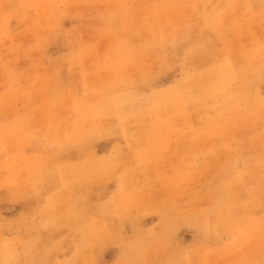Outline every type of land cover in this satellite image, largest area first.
<instances>
[{"label": "rangeland", "instance_id": "rangeland-1", "mask_svg": "<svg viewBox=\"0 0 264 264\" xmlns=\"http://www.w3.org/2000/svg\"><path fill=\"white\" fill-rule=\"evenodd\" d=\"M175 2L96 0L61 15L55 27L38 8L39 0H12L5 7L6 16L0 19V132L5 138L0 146H6V150L0 159L19 154L39 164L51 155L53 133L70 130L76 121V100L83 97L88 103L94 102L81 67L67 60L73 47L94 46L93 55L85 61L92 72L98 61L112 54L119 37L134 56L125 71L138 82L142 71L150 73L147 85L141 83L138 89L143 92L173 84L178 78V60L205 41L210 42L190 58L194 68L208 67L218 55L230 54L233 65L248 72L249 83L239 88L241 104L222 127L213 125L208 110L198 103L185 110L174 105L162 110L172 132L160 138L154 155L145 164H138L139 145L130 144L114 116L100 120L90 138L69 141L58 149V159L64 163L86 159L102 163L115 156L119 166L76 186L74 200L83 199L76 204L71 222L54 218L47 227L38 229L42 247L51 250L52 259L72 257L78 248H84L81 229L93 215L106 222V228L92 236L85 253L76 257L83 261L86 255L92 264H117L127 240L153 227L160 231L162 226L178 246L181 258L191 264H246L264 259V247L258 238H252L249 229L254 218L264 217V112L260 109L264 82L254 71L259 58L252 60L253 53L264 44V15L260 14L264 3L220 0L221 8L235 7L225 16L219 32L205 28L201 22L191 31H181L174 44L155 47L162 29L171 31L186 23L180 10H174ZM109 28L116 34L109 33ZM165 54L172 67H161ZM108 79L107 71L89 77V87ZM133 123L140 145L152 144L155 137L151 120L141 118ZM193 162L194 174L176 190L178 202H194L204 209L217 205L226 208L219 226L207 233L175 213L163 224L161 220L160 205L170 199L173 182L188 172ZM125 172L130 190L143 189L139 214L134 211L124 220L105 216L100 208L118 190ZM39 176V193L15 196L7 187L0 189V213L4 217L13 219L31 213L46 196L57 193L60 179L54 170L42 169ZM59 211L67 216L66 202H59ZM184 252L187 256L182 255Z\"/></svg>", "mask_w": 264, "mask_h": 264}, {"label": "clouds", "instance_id": "clouds-1", "mask_svg": "<svg viewBox=\"0 0 264 264\" xmlns=\"http://www.w3.org/2000/svg\"><path fill=\"white\" fill-rule=\"evenodd\" d=\"M96 0H39L38 8L46 14V19L53 22V26L59 25L61 15L68 14L69 10L78 8L81 4L94 3ZM12 0H0V19L6 16L5 7ZM220 0H176L174 10L178 8L186 21L183 25L174 26L171 31L161 30L156 37L155 47L166 48L169 43H175L177 35L185 28L191 31L192 27L203 22L205 28H211L217 32L224 26L225 16L234 11V5L221 8ZM264 3V0H261ZM203 4V9L200 5ZM209 5L213 7L209 8ZM264 15V8L261 9ZM256 15V13H253ZM107 31L115 35L112 28ZM210 41L198 44L189 49L176 64L179 68L178 78L173 84L163 89H153L150 92L139 91L140 84L147 85L150 79L148 71H142L139 82L131 74L125 71L126 66L132 62L134 56L130 54L123 42L117 37L113 52L103 62H97L94 71H88L85 61L94 53V46L81 45L73 47L68 53L67 60L73 65H79L86 81V88L95 100L88 103L83 97L76 100L78 116L70 130H59L53 133L49 144L52 149L49 157L37 164L29 162L19 154H14L0 159V189L7 187L15 196L28 193H39V173L42 169L51 168L60 179L57 193L44 198L43 204L31 213H22L19 216L8 219L0 213V264H92L85 255L83 261L79 255L85 253L91 237L97 235L106 228V222L93 215L87 219V223L81 229L84 248H78L72 257L65 259H52L51 250L42 247V236L37 235L40 227H47L53 219H66L71 222L76 204L83 197L74 200V192L77 185H83L91 181L101 171H113L119 166L118 159L114 156L104 162L86 159L80 163H64L58 159V149L72 140H85L90 138L98 130V122L106 116H114L118 119L120 127L129 137L130 144L139 145L136 149L138 164L148 162L154 155L156 144L164 135H170L172 127L170 121L165 119L162 110L169 105H174L178 110H185L190 104L198 103L205 107L209 121L222 127L232 113L241 104L239 88L242 84L249 83L247 69H237L230 58V54L217 56V59L205 68H194L191 64V56L202 47H206ZM259 58V65L254 71L259 74L264 82V44L253 53L252 60ZM167 65V55L162 57ZM110 73V79L101 83H93L89 87V77H94L101 72ZM89 92L85 93L87 96ZM260 109L264 112V97L260 101ZM150 119L155 140L149 145H140L136 132L133 130L134 121L137 119ZM4 134L0 132V145H3ZM6 146H0V154H3ZM195 163L189 164V171L182 174L181 178L172 184L173 192L169 200L160 205L162 224L171 213H175L193 224L199 226L206 233L214 227H218L225 207L217 205L214 209L197 207L194 202L181 204L177 200L179 193L176 191L186 185L194 174ZM6 172V174H5ZM126 172L121 174L118 190L104 202L100 211L105 216H111L124 220L139 214V208L143 201V189L130 190ZM230 183V182H229ZM67 203V216L60 213L59 202ZM83 211V208L81 207ZM230 212V206L227 207ZM253 239L258 238L264 247V217L254 218L249 225ZM123 253L117 264H191L181 258L180 250L162 226L160 231L155 227L141 232L135 238L127 240L123 245ZM155 256L153 257V254ZM187 252L182 255L187 256ZM207 264V261L204 262ZM235 264V262H233ZM246 264H264L262 260H250Z\"/></svg>", "mask_w": 264, "mask_h": 264}]
</instances>
